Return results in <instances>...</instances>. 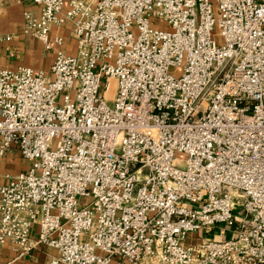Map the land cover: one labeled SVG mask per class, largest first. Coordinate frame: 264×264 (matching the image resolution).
Listing matches in <instances>:
<instances>
[{"label": "built area", "instance_id": "built-area-1", "mask_svg": "<svg viewBox=\"0 0 264 264\" xmlns=\"http://www.w3.org/2000/svg\"><path fill=\"white\" fill-rule=\"evenodd\" d=\"M29 1L54 61L0 69V159L27 162L0 185V246L264 264V0Z\"/></svg>", "mask_w": 264, "mask_h": 264}, {"label": "crops", "instance_id": "crops-1", "mask_svg": "<svg viewBox=\"0 0 264 264\" xmlns=\"http://www.w3.org/2000/svg\"><path fill=\"white\" fill-rule=\"evenodd\" d=\"M27 10L39 13L38 8L29 0H0V69L20 65L36 71H49L51 68L54 52L46 50L40 40L24 31V12ZM53 32L64 36L65 49L68 52H75L76 42L71 25L61 29L55 28ZM6 36L10 37V40H6ZM17 155L21 157L19 152L12 151L0 159V185L6 182L7 174H16L27 167V162L22 157L16 158ZM10 157H13V161L8 160ZM210 233L215 234L209 236ZM216 234L215 231L191 234L188 243H196L203 237L213 238ZM52 253L48 250H35L25 256H19L12 246L4 245L0 246V264H47Z\"/></svg>", "mask_w": 264, "mask_h": 264}, {"label": "rangeland", "instance_id": "rangeland-1", "mask_svg": "<svg viewBox=\"0 0 264 264\" xmlns=\"http://www.w3.org/2000/svg\"><path fill=\"white\" fill-rule=\"evenodd\" d=\"M16 158L20 159L21 157H20L19 155H17ZM8 160L13 161V157H10ZM10 168H11V167H10ZM10 168H9V169H10ZM9 169H8V170H9ZM241 210H242L241 208H238V207H237V209L235 210V213L237 214V213H239ZM214 234H215V233H210L209 236H213ZM214 238H216V237H214Z\"/></svg>", "mask_w": 264, "mask_h": 264}]
</instances>
